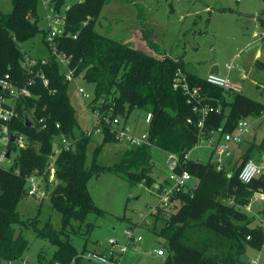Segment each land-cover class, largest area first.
<instances>
[{"label":"trees","instance_id":"obj_1","mask_svg":"<svg viewBox=\"0 0 264 264\" xmlns=\"http://www.w3.org/2000/svg\"><path fill=\"white\" fill-rule=\"evenodd\" d=\"M108 1L84 0L71 6L66 26L70 35L59 38L60 50L72 56L76 78L82 77L94 86L89 106L93 111L98 108L102 114L101 143L118 142L113 130L114 118L127 122L133 111L143 110L146 116L152 113L147 130L152 145L130 146L119 165L94 163L92 168H86L87 149L93 135L84 133L76 138L78 120L69 93L70 81L65 78L59 61L46 56L48 63L37 70L45 73L49 84L46 86L34 75L35 82L28 85L31 95H22L16 101L18 115L9 124L11 132L25 135L28 144L22 148L15 139L11 140L8 148L10 158L15 153L13 164L0 165V258L20 259L29 248L23 235L16 237V230L17 225L28 227L34 223L30 218H22L18 209L20 201L28 196L30 175L45 174L51 206L61 213L65 228L72 219L83 222L92 212L104 214L89 191L88 182L93 175L113 169L132 184L145 183L152 187L156 180L150 174V148L156 146L176 156L177 173L187 170L197 180L195 185L187 184L171 197L175 203L169 210L159 208L156 214V221L161 220L162 224L153 226L152 230L166 241L168 252L164 264H250L243 256L249 247L263 248L264 228L260 224L252 225L256 217L250 216L246 206L256 190H264V176L246 184L239 179V170L248 160H264V136L260 142L254 138L239 164L230 161L228 170L219 169L212 162L214 151L208 162L192 159L188 154L199 140L200 115L188 103L184 92L174 87V81L182 71L192 87L201 88L203 104L215 108L205 122L206 135L211 131L232 132L240 119L260 115L264 103L209 83L186 69L180 58H159L102 34L97 24ZM10 2V12L0 11V79L9 74L17 85L24 86L30 74L23 66L27 53L21 45L40 32L41 0ZM25 110L34 120L31 127L25 123ZM41 116L47 118L51 127L42 129L35 125V119ZM57 122L59 129L55 126ZM60 132L74 139L75 147L58 155L53 184L48 179L47 168L54 152L55 136ZM99 151L97 147L96 154ZM50 236L57 249L43 264L55 261L96 264L81 256L87 250L85 247L79 251L70 239L59 238L58 232Z\"/></svg>","mask_w":264,"mask_h":264},{"label":"rangeland","instance_id":"obj_2","mask_svg":"<svg viewBox=\"0 0 264 264\" xmlns=\"http://www.w3.org/2000/svg\"><path fill=\"white\" fill-rule=\"evenodd\" d=\"M137 2L133 4L132 0H109L99 17L97 30L159 58L183 57L186 67L201 75L211 65H218L222 74L238 79L240 64L244 63L249 70L252 63L253 69L249 71V76L240 81L242 93L264 101V68L256 67L252 62L258 49L264 51V23H261V20L264 21V0ZM11 9L10 0H0V11L10 12ZM39 16L40 32L21 45L28 57L50 55V49L44 41L47 23L42 5L39 6ZM261 61H264V55ZM228 64L234 67L229 69L226 66ZM78 86H82L90 97L80 95L77 92ZM69 93L78 120L74 132L76 138H80L95 122V112L89 106L94 97V86L78 77L70 81ZM127 123L138 135L145 133L149 127L143 110L133 111ZM250 136L260 142L264 131L255 123L251 127ZM101 142L102 134H94L87 149L86 168H92L94 163L111 167L119 165L131 148L120 141L104 145ZM97 147H100V151L96 154ZM212 151L213 147L204 141L202 145L195 146L189 156L197 161L208 162ZM14 156L15 153L3 165L11 166ZM150 157V174L157 182L155 185L173 187L175 179L172 176L175 171L168 164V153L151 146ZM217 158L218 154L214 152L212 162ZM236 161L239 164L240 156ZM228 168L225 167L226 170ZM196 182V178H193L189 185H195ZM155 185L148 187L145 183L132 184L122 173L113 169L93 175L88 182L89 191L104 214L92 212L83 222L72 219L65 228L61 213L51 206L47 189L44 190L46 196L42 200L33 196L24 197L18 209L22 218H30L34 223L28 227L17 225L16 237L23 235L29 242V248L22 258L12 261L0 258V264H23L24 261L27 264H43L50 260L57 249L50 236L53 232H58L59 238L70 239L79 251L85 247L87 250L107 253L110 239H117L121 245L127 243L125 230L129 227H132L136 236L141 235L142 240L132 241L128 250L120 255L118 263L164 264L168 252L166 241L152 230L153 226L161 227L162 224L161 220L156 221L154 213L157 205L161 204V195ZM256 192L246 209L251 208L248 210L250 216L256 217L252 225L260 224L264 228V219L257 218V210L262 202L253 200ZM140 214L146 218L141 220ZM160 248L165 251L164 256L154 252ZM243 259L246 262L258 259L259 264H264V246L262 249L249 247Z\"/></svg>","mask_w":264,"mask_h":264},{"label":"built area","instance_id":"obj_3","mask_svg":"<svg viewBox=\"0 0 264 264\" xmlns=\"http://www.w3.org/2000/svg\"><path fill=\"white\" fill-rule=\"evenodd\" d=\"M84 0H65L63 3H59V0H41V5L43 6L45 12V20L47 23V29L45 32L44 41L47 47L50 49V55L55 57L62 68L64 69L65 78L71 81L76 78L75 70L76 68L71 66L72 56L67 55L65 52L60 50L59 38L61 36H69L70 33L67 29V11L71 8L74 3H81ZM264 36V32H263ZM75 38L76 35H73ZM49 59L46 56L43 57H28L23 62V66L26 68L30 78L28 84L24 86L17 85L9 74H6L0 79V86L2 93H0V165H2L8 157V144L11 142V137L15 136V141L19 147L25 148L27 146V138L25 135L20 134L16 136L10 130L9 124L13 118L17 117L18 112L16 110V101L20 96H30L31 91L28 85L35 82L34 75L40 77L44 84L47 86L49 84V79L46 77L45 73L37 68L41 65L48 63ZM232 68V65H227ZM206 80L220 87H223L227 91L232 92H242V85L234 82L226 76L220 74L210 73L207 75ZM174 87L180 89L187 96V101L194 105V110L199 113L200 119L198 126L200 128V135L197 145H202L204 141H208V145L212 146L214 150L220 156L230 157L232 155V145L242 143L246 136L251 134V127L253 124L257 123L259 129L264 131V111L258 116L245 117L239 120L235 129L232 132H226L222 134L220 140L214 137V134L218 131H211L210 135H206L204 128L205 122L211 112L215 111V108L208 104H203V99L205 98L202 94L200 87H192L186 76L179 71L176 75L174 81ZM77 92L85 98H89L90 94L82 86L77 87ZM95 112V122L91 129H89L86 135L102 134L103 131V121L101 111L97 108ZM31 117V116H30ZM152 118V113H148L146 116V122L149 124ZM32 119V118H31ZM33 120V119H32ZM109 121V118L106 117ZM191 121V119H189ZM113 130L115 133V138L119 142H124L130 146H141V145H152L150 140L149 132L146 131L141 135H138L134 130L128 125L127 122L123 121L121 118H114L112 120ZM34 125V120H33ZM35 125L42 128L48 129L51 127V123L44 116L35 119ZM56 128H60V123H56ZM75 147V140L67 137L64 133H57L54 140V152L51 156L50 164L47 168V175L50 182L56 181V159L58 155L64 150H70ZM190 153V152H189ZM189 156V154H188ZM172 168L175 171L176 160L171 163ZM264 176V160L257 162L255 160H248L245 162L239 170V179L246 184L253 182L255 179ZM173 179H175V185L173 187H162L160 185H155L158 193L161 195V204L157 205L154 209V213L159 212V208H164L169 210L173 205L171 197L177 193V191L182 188H186L187 184L193 179L192 174L184 170L182 173L173 174ZM46 176L45 174H32L28 177V196H33L36 198L45 197L46 193ZM256 197L259 199H264V190L260 189L256 192ZM140 219H145L146 216L140 214ZM125 236L127 237V243L120 244L115 238L110 239L109 250L107 253L86 250L81 256L96 264H119L118 260L120 255L128 250L129 244L132 241L142 240V236H136L133 232L132 227L125 230ZM155 253L160 256H164L166 253L163 249H155ZM250 264H259L258 259H252L249 261ZM26 264V261L23 262ZM53 264H67L61 261H55Z\"/></svg>","mask_w":264,"mask_h":264},{"label":"crops","instance_id":"obj_4","mask_svg":"<svg viewBox=\"0 0 264 264\" xmlns=\"http://www.w3.org/2000/svg\"><path fill=\"white\" fill-rule=\"evenodd\" d=\"M132 3H133V4H138L137 0H132ZM261 21H262L261 23H264L263 20H261ZM262 37H264V36L262 35ZM263 55H264V51H262L261 49H258V50L255 52L252 62L255 63L256 67L264 68V61H261V58L263 57ZM177 58L182 59L183 62H184L185 68L188 69V68L186 67V61H185V59H184L183 57H177ZM243 61H244V60H243ZM230 65H232V64H230ZM212 66H214V65H211L210 69H206V71H205V73H204L203 75H201L200 73L195 72V71H193V72H195V73L199 74L200 76L206 78L207 75L210 74V70H211ZM215 66H218V65H215ZM226 66H227V65H226ZM227 67H228V66H227ZM233 67H234V65H232V68H233ZM218 68H219V73H218V74L230 78L227 74H222L223 72L221 71V69H220L219 66H218ZM228 68H229V67H228ZM229 69H231V68H229ZM252 69H253L252 63H251V66H250V69H249V70L246 69L244 63H243V65L240 64V67H238V71H239L240 78H238V79H231V78H230V79L233 80L234 82H237V83L241 84L240 81H244L245 79H247V77H248L249 74H250L249 71L252 70ZM188 70H189V69H188ZM255 83H257V82H255ZM262 87H263V85H262ZM258 100L261 101L262 103H264V101H262L261 99H258ZM215 135H216V136H215ZM214 137H215L216 139L220 140V139L222 138V133H221L220 131H218L217 133L214 134ZM252 140H253V139H252V137H251L250 134H249V135L246 136V138H245V140H244L245 142L243 141V142L240 143V144H233V145H232V155H231L230 157L220 156V155L214 150V148H213V151H214L215 153L218 154V158H217V160H216L214 163L216 164V166H217L219 169H222V168L224 169L226 166H227V167H231L230 165L233 164V163H235V162H237L236 160L239 158V156H240V158H241L242 154H243L244 151L248 148V146H249V144H250V142H251ZM247 141H249V143L246 144ZM127 145H128V144H127ZM241 149H242V151H239V150H241ZM171 156H172L171 154H168V158H169V159H170ZM230 161L232 162L231 164H229ZM228 169H229V168H228ZM230 171H231V168H230ZM155 183H157V182L155 181ZM155 183H154V185H155ZM157 185H158V184H157ZM159 185H160V184H159ZM253 200H259L260 202H262V205H261L260 208H258V210H257L258 215H257L256 211H255L254 213L257 215V218L260 217V218H259L260 220H261V219H264V200H261V199H259V198H254ZM259 201H258V202H259ZM251 204H252V203H251ZM250 209H251V208H250ZM250 209H248V210H250ZM26 263H27V262H26Z\"/></svg>","mask_w":264,"mask_h":264},{"label":"water","instance_id":"obj_5","mask_svg":"<svg viewBox=\"0 0 264 264\" xmlns=\"http://www.w3.org/2000/svg\"><path fill=\"white\" fill-rule=\"evenodd\" d=\"M210 73H215V74H218L219 73V68L218 66H212L211 70H210ZM0 89H1V86H0ZM24 116H25V123L27 126L31 127L33 126V120L31 119L30 115L28 114V112L25 110L24 111ZM15 139V136H12L11 137V140L14 141ZM8 157L10 156V150L8 151ZM176 160V156L172 155L168 161V164L170 165L173 161Z\"/></svg>","mask_w":264,"mask_h":264}]
</instances>
